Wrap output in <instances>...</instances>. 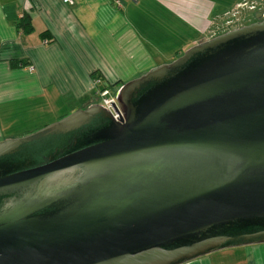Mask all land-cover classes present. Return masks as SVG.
<instances>
[{
    "label": "water",
    "instance_id": "water-1",
    "mask_svg": "<svg viewBox=\"0 0 264 264\" xmlns=\"http://www.w3.org/2000/svg\"><path fill=\"white\" fill-rule=\"evenodd\" d=\"M0 141V264H182L264 243V19Z\"/></svg>",
    "mask_w": 264,
    "mask_h": 264
},
{
    "label": "crops",
    "instance_id": "crops-1",
    "mask_svg": "<svg viewBox=\"0 0 264 264\" xmlns=\"http://www.w3.org/2000/svg\"><path fill=\"white\" fill-rule=\"evenodd\" d=\"M238 2L0 0V141L25 134L13 131L26 110L30 117L45 116L27 135L96 104L100 90L114 91L225 32L213 24ZM24 15L29 33L16 26ZM43 31L49 37L42 38ZM228 255L215 251L182 264H224ZM235 256L231 264H264V243L244 246Z\"/></svg>",
    "mask_w": 264,
    "mask_h": 264
},
{
    "label": "rangeland",
    "instance_id": "rangeland-1",
    "mask_svg": "<svg viewBox=\"0 0 264 264\" xmlns=\"http://www.w3.org/2000/svg\"><path fill=\"white\" fill-rule=\"evenodd\" d=\"M262 19H264V0H242V2L232 4L230 10H228L227 12L218 15V18L216 19L217 22L213 25L215 26L216 24H222L225 26L226 30H229L230 27L236 28V27H239L242 25L249 24V23L254 22V21H260ZM185 49H187V48H185ZM183 51L178 56H180L183 53ZM178 56H176L175 58H177ZM97 103H100V98L97 100ZM41 114L36 115V113H34V115L32 117H30L29 112L26 110V114H25L26 117H25L24 122H19V124L15 125V129L13 131V134L14 133L20 134L23 131L25 134H22L20 136L26 135L27 131L34 129L36 126L40 125V121H42V118H45V116L43 114L42 115ZM48 124H50V123H48ZM48 124H46V125H48ZM40 128H42V127H39L38 129H40ZM38 129H36V130H38ZM36 130H34V131H36ZM240 248H244V246L222 249L224 252L229 254L226 257V259L223 261V263L224 264H231V262L236 257L235 255H237V251ZM222 250L216 251V254L218 252H223Z\"/></svg>",
    "mask_w": 264,
    "mask_h": 264
},
{
    "label": "built area",
    "instance_id": "built-area-1",
    "mask_svg": "<svg viewBox=\"0 0 264 264\" xmlns=\"http://www.w3.org/2000/svg\"><path fill=\"white\" fill-rule=\"evenodd\" d=\"M63 3L65 4H71L72 0H61ZM99 98H100V105H102L104 108H106L107 110H109L113 116L114 119H117L116 117L118 116V114H116L114 112V110L112 109V107L110 106L109 102H114V94L110 93L109 90L107 89H103L101 91L98 92Z\"/></svg>",
    "mask_w": 264,
    "mask_h": 264
},
{
    "label": "trees",
    "instance_id": "trees-1",
    "mask_svg": "<svg viewBox=\"0 0 264 264\" xmlns=\"http://www.w3.org/2000/svg\"><path fill=\"white\" fill-rule=\"evenodd\" d=\"M16 26L18 27V29H20L24 33H29L31 31V24H30L29 19L27 18L26 15L22 16V18L17 21ZM229 29H232V27H230ZM48 35L49 34L46 31H43V32L40 33V36L42 38H46ZM115 85H119V84H115ZM115 90L114 91H110V93L114 94Z\"/></svg>",
    "mask_w": 264,
    "mask_h": 264
}]
</instances>
